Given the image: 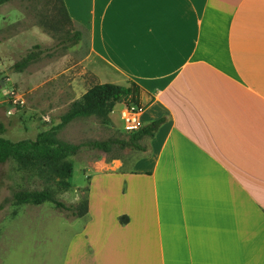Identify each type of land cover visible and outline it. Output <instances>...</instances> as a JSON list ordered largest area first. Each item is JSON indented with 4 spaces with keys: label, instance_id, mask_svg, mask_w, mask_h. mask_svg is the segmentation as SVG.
<instances>
[{
    "label": "crops",
    "instance_id": "1",
    "mask_svg": "<svg viewBox=\"0 0 264 264\" xmlns=\"http://www.w3.org/2000/svg\"><path fill=\"white\" fill-rule=\"evenodd\" d=\"M64 3L96 71L165 121L144 150L89 163V211L38 263L264 264V0ZM15 248L0 264H35Z\"/></svg>",
    "mask_w": 264,
    "mask_h": 264
},
{
    "label": "rangeland",
    "instance_id": "2",
    "mask_svg": "<svg viewBox=\"0 0 264 264\" xmlns=\"http://www.w3.org/2000/svg\"><path fill=\"white\" fill-rule=\"evenodd\" d=\"M57 19L61 23L55 26ZM77 29L80 27L67 21L61 12L59 0H8L0 4V122L6 127L2 136L12 141L36 139L41 131L56 125L72 102L92 85L115 80L107 72L100 75L96 71L101 60L93 52L86 32L74 45L66 46L67 43L61 42L66 31ZM36 45L44 50L41 59L21 72L15 71L13 64ZM134 92L131 99L116 103L110 124L94 115L80 117L65 125L58 137L72 143L127 138L131 132L124 128L121 109L124 105L140 106L137 90ZM137 152V149L121 148L116 144L109 152L83 146L68 157L73 170L69 178L71 186L67 189L45 183L35 168H23L15 160L2 163L0 243H17L19 248L13 250L19 252L20 262L33 257L35 264H39L38 256L59 257L61 243L76 229L66 227V212L49 201L16 204L12 201V192L20 188L46 187L68 204L89 202V178L93 170L89 163L126 159Z\"/></svg>",
    "mask_w": 264,
    "mask_h": 264
},
{
    "label": "trees",
    "instance_id": "3",
    "mask_svg": "<svg viewBox=\"0 0 264 264\" xmlns=\"http://www.w3.org/2000/svg\"><path fill=\"white\" fill-rule=\"evenodd\" d=\"M8 0H0V4ZM61 3V12L70 23L71 19L64 0ZM61 20H55V26ZM54 26V27H55ZM82 30L66 31V35L61 41L66 46H71L81 39ZM69 40V42H67ZM44 50L40 45L25 53L21 59L13 64L15 71H23L32 63L41 59ZM134 93L133 87L124 86L112 82L96 83L92 85L78 99L74 100L70 108L61 115L60 121L50 129L41 131L36 139H24L12 141L2 136L5 131V124L0 122V165L10 160H15L23 168H35L45 183H54L62 188H69L71 183L69 178L72 175L73 165L68 159L76 154L83 146L100 149L109 152L114 144L121 148H134L144 150L140 143L144 136H154L157 130L164 123L165 118H159L145 124L142 128L131 132L127 138L108 140H88L83 143H72L58 137V132L71 121L80 117L97 116L105 124L111 123L110 113L113 111L118 101L131 99ZM12 201L16 204H41L52 202L59 210L66 212L67 218L82 217L89 211V202L84 200L79 204H68L55 197L49 188L26 189L20 188L12 192Z\"/></svg>",
    "mask_w": 264,
    "mask_h": 264
},
{
    "label": "built area",
    "instance_id": "4",
    "mask_svg": "<svg viewBox=\"0 0 264 264\" xmlns=\"http://www.w3.org/2000/svg\"><path fill=\"white\" fill-rule=\"evenodd\" d=\"M142 106L124 105L121 109V118L125 123V130L128 132L136 131L145 125L142 117Z\"/></svg>",
    "mask_w": 264,
    "mask_h": 264
}]
</instances>
